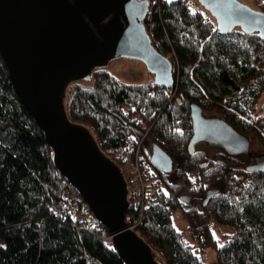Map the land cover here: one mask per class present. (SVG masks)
I'll return each instance as SVG.
<instances>
[{"label":"trees","instance_id":"16d2710c","mask_svg":"<svg viewBox=\"0 0 264 264\" xmlns=\"http://www.w3.org/2000/svg\"><path fill=\"white\" fill-rule=\"evenodd\" d=\"M148 1L151 17L143 25L154 49L169 59L173 85L126 83L95 70L89 84L66 89L65 116L87 127L121 169L115 148L130 150L140 140V171L154 194L133 230L157 262L207 264L210 251L214 264H264V174L245 170L224 152L207 157L187 150L190 103L264 144V115H255L264 95V41L238 29L219 33L196 0ZM249 2L264 12V0ZM151 144L170 157L168 170L150 163ZM209 189L217 191L202 205ZM182 193L190 195L187 202ZM127 199L130 223L136 205ZM74 201L82 203L54 168L0 59V264H124L105 239L106 228L88 211L78 218ZM175 211L189 241L172 225Z\"/></svg>","mask_w":264,"mask_h":264},{"label":"water","instance_id":"95a60500","mask_svg":"<svg viewBox=\"0 0 264 264\" xmlns=\"http://www.w3.org/2000/svg\"><path fill=\"white\" fill-rule=\"evenodd\" d=\"M219 33L238 29L264 41V12L238 0H196ZM147 0H0V59L8 82L51 151L56 171L75 190L92 218L103 225L124 264H160L148 245L125 221L127 185L121 169L97 147L89 129L69 121L66 89L89 82L92 72L116 58L140 61L156 85L171 87L169 59L152 46L143 25ZM264 112V98L259 106ZM191 135L187 150L203 141L227 154L247 151L246 136L219 117H204L189 105ZM150 163L168 170L171 159L155 144ZM264 174V156L246 166ZM209 189L201 201L216 192ZM189 194L179 199L187 202Z\"/></svg>","mask_w":264,"mask_h":264},{"label":"rangeland","instance_id":"374dc122","mask_svg":"<svg viewBox=\"0 0 264 264\" xmlns=\"http://www.w3.org/2000/svg\"><path fill=\"white\" fill-rule=\"evenodd\" d=\"M241 3H244L250 6L249 0H238ZM109 73H111L119 81L126 83H143L148 80H152V75L145 69L144 65L135 59L131 58H116L108 61L104 67ZM89 84V82H85ZM65 98V97H64ZM264 95L257 104L255 115L263 116L264 112L260 110V103L263 101ZM204 117H218L217 114L213 111H202ZM248 146L246 152L234 153L230 156L235 157L238 161L242 163L244 167L253 164L258 161L260 156H264V144H262L256 137L255 134L249 132L246 134ZM148 152L150 150V145L147 147ZM194 149H199L205 152L207 157H212L218 152H224L223 149L216 147L215 145H209L203 141L197 142L194 145ZM188 194V193H182ZM180 194V195H182ZM171 222L173 227L180 231L184 238L189 241L188 235L186 233V224L183 219L180 218L178 211H175L171 214ZM208 261L207 264L213 263V255L210 251L207 252Z\"/></svg>","mask_w":264,"mask_h":264},{"label":"built area","instance_id":"2783aa9c","mask_svg":"<svg viewBox=\"0 0 264 264\" xmlns=\"http://www.w3.org/2000/svg\"><path fill=\"white\" fill-rule=\"evenodd\" d=\"M150 17L151 11L149 9L148 1L147 11L143 20L148 22L150 20ZM139 145L140 140L137 145L130 150H123L121 148L116 147L113 153L115 158L118 159V161L122 164V169H120L127 185V195H131V197H133V202L136 205L133 208L135 209L136 214H129V217H131L130 215L132 214V221L130 223H127L130 229H133L139 223L143 211L147 209L148 206H150L148 202L154 194V192H152L146 187L140 171ZM65 196L66 192L63 191L62 197ZM70 206L71 209L76 211V215L78 218H82L85 215V212L88 211L87 206L83 202H70ZM105 239H110L109 233Z\"/></svg>","mask_w":264,"mask_h":264},{"label":"flooded vegetation","instance_id":"af4514ba","mask_svg":"<svg viewBox=\"0 0 264 264\" xmlns=\"http://www.w3.org/2000/svg\"><path fill=\"white\" fill-rule=\"evenodd\" d=\"M149 153H150V150H149ZM230 155H232V154H227V152H226V156H225V158H227V159H230V160H232V159H236L235 157H233V156H230ZM226 161V160H225ZM238 162H240V161H238ZM172 165H173V163H172ZM245 166V165H244ZM243 166V167H244ZM245 168V167H244Z\"/></svg>","mask_w":264,"mask_h":264}]
</instances>
